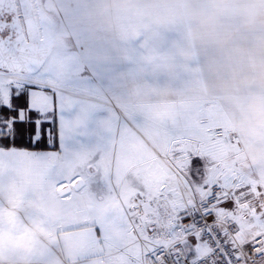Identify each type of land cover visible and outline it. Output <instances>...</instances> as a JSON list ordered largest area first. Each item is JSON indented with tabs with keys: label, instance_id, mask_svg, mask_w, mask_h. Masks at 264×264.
I'll return each instance as SVG.
<instances>
[{
	"label": "crops",
	"instance_id": "1",
	"mask_svg": "<svg viewBox=\"0 0 264 264\" xmlns=\"http://www.w3.org/2000/svg\"><path fill=\"white\" fill-rule=\"evenodd\" d=\"M157 3L158 0H40L53 24L54 46L48 59L67 70L66 85L73 97L94 111L108 107L140 115L154 105H175L179 110L194 106L183 112L176 130H155L159 139L152 137L156 136L154 130L142 133L145 144L141 138L136 141L137 155L144 149L155 151L157 156L134 161L131 171L148 175L153 166L160 165L161 172L165 168L170 176L177 175L178 166L188 173L189 160L200 157L208 161L205 164L209 168L222 169L235 180L232 187L246 191L237 184L247 183V194H253L249 202L255 203L258 196L264 195V163L251 152L237 124L236 101L248 91L242 59L233 46L209 44L189 54L183 29L158 27L145 13L149 4L155 7ZM34 7L37 13L35 0ZM244 42L245 36L238 33L233 43L243 47ZM81 150L70 153V158L78 157ZM234 153H238L235 158ZM39 158L6 156L0 158V167L15 166L19 176L26 167L39 166ZM90 165L91 174H99V168ZM114 167L115 176L120 178L121 171L116 164ZM87 182L85 178V185ZM78 216L77 211H71L65 225L50 227L43 233L42 247L54 264H96L87 254L76 257L86 246L82 240L87 226L78 221ZM152 220L159 222L154 217L149 222ZM221 221L222 218L218 220L222 224ZM149 228L151 236L154 229ZM60 234L68 239L58 249L59 245H52L50 240ZM150 255L151 252L148 264ZM47 259L38 264H46Z\"/></svg>",
	"mask_w": 264,
	"mask_h": 264
},
{
	"label": "rangeland",
	"instance_id": "2",
	"mask_svg": "<svg viewBox=\"0 0 264 264\" xmlns=\"http://www.w3.org/2000/svg\"><path fill=\"white\" fill-rule=\"evenodd\" d=\"M78 104L79 109L74 108L70 118L82 116L81 135L76 139L85 142V149L80 147L82 150L74 159L69 154L66 159L55 163L40 156L39 166L26 167L23 175L19 176L15 166H1L0 209H12L10 215L18 217L25 225L39 222L47 228L65 225L67 214L77 211L78 221H84L89 227L86 226L82 240L86 246L84 244L85 248L76 257L82 258L87 254L90 260L95 259L96 264H148L151 249L164 243H159L157 231L149 235V227L165 230L169 234L167 241H170L178 231L176 213L183 206V201L190 202L194 193L185 181L188 173L179 166L175 167L178 173L173 176L165 173V168L161 172L160 165L153 166L148 175L132 172L134 161L150 157L156 159L157 156L155 151L144 149L137 155L135 143L140 142L139 138L144 143L142 133L146 130H154L153 135L157 133L155 130H176L187 107H195L185 106L179 110L175 105H154L136 115L135 112H117L108 107L94 111L92 106L82 101ZM147 136L150 137L149 134ZM152 137L159 139L160 136ZM90 164L96 167L98 164L99 174H91ZM115 164L121 171L120 178L115 176ZM79 177L87 178V184L59 197L57 207L58 184H73V180ZM237 186L248 191L247 183ZM160 195L165 197V208L153 205ZM153 217L159 222H149ZM61 218L64 221H59ZM93 231L96 232L94 236L91 234ZM67 239L60 234L49 240L61 249L60 244ZM72 239L75 238L72 236Z\"/></svg>",
	"mask_w": 264,
	"mask_h": 264
},
{
	"label": "snow or ice",
	"instance_id": "3",
	"mask_svg": "<svg viewBox=\"0 0 264 264\" xmlns=\"http://www.w3.org/2000/svg\"><path fill=\"white\" fill-rule=\"evenodd\" d=\"M45 29L39 13L0 21V158L55 163L82 147V116L70 118L80 105L67 70L48 59ZM185 181L194 196L176 213V235L151 249V264H264V195L249 202L252 193L241 196L235 180L200 157H192Z\"/></svg>",
	"mask_w": 264,
	"mask_h": 264
},
{
	"label": "clouds",
	"instance_id": "4",
	"mask_svg": "<svg viewBox=\"0 0 264 264\" xmlns=\"http://www.w3.org/2000/svg\"><path fill=\"white\" fill-rule=\"evenodd\" d=\"M145 13L162 28L183 29L186 51L204 45L233 46L246 69L248 91L236 101L237 124L248 147L264 163V0H158ZM238 33L245 36L243 47L235 46ZM59 207V196H56ZM0 209V264H38L46 258L42 235L47 225L23 224ZM46 264H54L50 259Z\"/></svg>",
	"mask_w": 264,
	"mask_h": 264
},
{
	"label": "water",
	"instance_id": "5",
	"mask_svg": "<svg viewBox=\"0 0 264 264\" xmlns=\"http://www.w3.org/2000/svg\"><path fill=\"white\" fill-rule=\"evenodd\" d=\"M38 12L44 19L46 23V29L44 35L46 37L45 43L48 48V52L50 54L53 46H54V35H53V24L48 15L42 10L40 6V0H35ZM28 11V17L24 16L25 11ZM34 13H36L34 7V0H0V19L1 21L8 20L9 17H12L14 20L16 17L33 19ZM27 27V25H26ZM85 185V179L79 178L73 184H67L60 188H58L57 192L60 196H63L69 193L72 190H80Z\"/></svg>",
	"mask_w": 264,
	"mask_h": 264
},
{
	"label": "built area",
	"instance_id": "6",
	"mask_svg": "<svg viewBox=\"0 0 264 264\" xmlns=\"http://www.w3.org/2000/svg\"><path fill=\"white\" fill-rule=\"evenodd\" d=\"M246 194H247V192L241 191V196H244ZM154 205L159 206V207H165V205H166L165 197L163 195H160L158 200L154 202ZM221 222H223V221H221ZM158 237L161 240V242L162 241H164V243L168 242L167 240L169 238V235L165 230L164 231L159 230L158 231ZM162 243H160V244H162ZM151 256H152V253H151ZM151 256H150V264H151ZM259 260H264V257H260Z\"/></svg>",
	"mask_w": 264,
	"mask_h": 264
},
{
	"label": "flooded vegetation",
	"instance_id": "7",
	"mask_svg": "<svg viewBox=\"0 0 264 264\" xmlns=\"http://www.w3.org/2000/svg\"><path fill=\"white\" fill-rule=\"evenodd\" d=\"M2 20V18L0 19V21Z\"/></svg>",
	"mask_w": 264,
	"mask_h": 264
}]
</instances>
